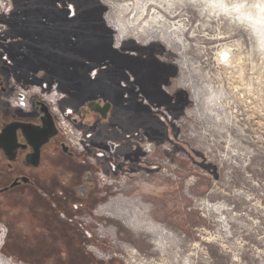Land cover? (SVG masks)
Segmentation results:
<instances>
[{
  "label": "rangeland",
  "instance_id": "obj_1",
  "mask_svg": "<svg viewBox=\"0 0 264 264\" xmlns=\"http://www.w3.org/2000/svg\"><path fill=\"white\" fill-rule=\"evenodd\" d=\"M27 2L14 0L21 8ZM133 2L154 9L136 25H174L179 42L169 48L158 39L146 43L119 36L108 16L125 23L133 16L123 7L131 9ZM86 6L101 11L110 45L126 39L120 43L136 46L128 50L138 57L133 62L137 74L150 61L172 72L165 79L169 109L163 108L164 120L135 102L120 110L117 101L109 125L121 140L111 160L116 167L106 163L107 173L97 176L98 192L131 204L136 213L147 208L149 217L180 243L161 252L154 236L134 235L109 219L105 207L101 217L105 200L83 215L93 235L84 233L85 264H139L140 258L144 264H264V0H91ZM222 49L228 53L218 63ZM110 55L115 62L121 58ZM36 58L32 76L38 79L54 83L59 73L76 71L75 64L63 63L48 50ZM67 86L70 98L81 97L74 81ZM108 97L116 101L118 96ZM146 142L152 143L151 153L141 147ZM1 251L15 263L39 264L12 250L6 236Z\"/></svg>",
  "mask_w": 264,
  "mask_h": 264
},
{
  "label": "flooded vegetation",
  "instance_id": "obj_2",
  "mask_svg": "<svg viewBox=\"0 0 264 264\" xmlns=\"http://www.w3.org/2000/svg\"><path fill=\"white\" fill-rule=\"evenodd\" d=\"M87 1L30 0L21 8L13 0L8 13L0 12V256L11 264L20 263L2 254L4 236L12 250L39 264H85L84 233L93 235L83 215L106 200L99 207L104 217L103 208L113 200L99 194L97 183L99 172L107 173V162L116 167L111 160L121 140L109 126L113 108L117 101L120 110L134 102L150 111L152 106L168 108L164 85L172 72L150 61L137 74L133 62L138 57L128 50L136 46L120 43L126 39L110 45L101 11L89 10ZM49 46L59 48L55 54L63 63L75 64V78L61 72L53 83L32 76L36 56ZM113 53L120 54L118 62L111 59ZM147 66L150 72L144 71ZM21 77L34 83L20 84ZM73 81L81 97H69L67 83ZM35 86L56 91L58 108L80 133L81 149L67 142L51 106L32 95ZM21 96V105L15 104ZM89 246L100 254L101 249Z\"/></svg>",
  "mask_w": 264,
  "mask_h": 264
},
{
  "label": "bare ground",
  "instance_id": "obj_3",
  "mask_svg": "<svg viewBox=\"0 0 264 264\" xmlns=\"http://www.w3.org/2000/svg\"><path fill=\"white\" fill-rule=\"evenodd\" d=\"M110 2L111 7H114ZM129 5V4H128ZM132 8L130 9L128 6L123 7V10L125 12H128L131 16V19H128L125 23H121L120 19H116L114 16H108V21L113 24L114 27L119 31V36L122 38H126L128 36H133L136 40L141 41V42H146L150 41L152 39H158L161 42H163L166 46L169 48L172 46L173 43L179 42L177 37L178 35L176 34L175 31H173V26L168 25L166 27V24H162L161 26L158 27H144V25H136L138 24V20L142 18L145 15H149L151 10L154 11V9L150 8L148 9L149 6H147V3H139L136 4L133 2ZM156 10V9H155ZM160 10V9H159ZM158 11V9H157ZM154 20V19H152ZM170 28H172L170 30ZM178 28V27H175ZM118 36V37H119ZM228 51L227 50H220L216 54V61L219 63L220 58L222 57V54L227 55ZM223 55V56H224ZM229 61V59H227ZM226 60V61H227ZM204 77V75L200 76ZM189 81V80H188ZM194 81H189V84L191 86H194ZM196 87V86H195ZM199 90V89H198ZM196 94L200 93L195 89ZM142 147V146H141ZM143 150H145L148 153L152 152V148L149 145L144 144L142 147ZM132 203V202H131ZM137 208L141 210L143 207L141 203H136L135 205ZM106 208V209H105ZM105 214L109 216L112 219H117L120 221V223L124 226H126L128 229H130L134 235L136 236H141L143 233H149L152 236H154V240H156L157 246L160 248L159 250L163 252V249L165 247H169L171 244H179L180 239L174 236L173 234H170L169 232H164L163 229L157 222H154L151 217H149L150 210H145V213L143 210H141L142 213H136L133 209H131V204H125L123 200L120 198H116L112 200L111 203H109L105 207ZM140 214L142 216H140ZM147 216H145V215ZM140 216V217H139ZM111 229V228H110ZM111 232V231H110ZM113 236V232L111 233ZM1 239V236H0ZM137 254L133 253L132 257H135ZM139 264H144L143 259L140 258ZM0 264H11L9 260L6 258L0 256ZM151 264V263H150Z\"/></svg>",
  "mask_w": 264,
  "mask_h": 264
},
{
  "label": "built area",
  "instance_id": "obj_4",
  "mask_svg": "<svg viewBox=\"0 0 264 264\" xmlns=\"http://www.w3.org/2000/svg\"><path fill=\"white\" fill-rule=\"evenodd\" d=\"M12 7H13V0H0V12L8 13L12 9ZM32 95H36L39 98H42L44 101H46L51 106L53 113L56 117L57 126L60 129V131L63 133L67 142L72 144V146L78 149H81L83 146V141L81 139L80 133L71 124V122L63 116L61 110L58 108L57 106L58 96L56 94V91L52 90V92H42L41 90H39L38 86H35L32 89ZM13 102L17 105H21L22 96L20 98L15 97V101ZM151 110L154 111L156 114L161 115L163 120L165 119L163 115L164 109L162 107L157 108V107L152 106ZM144 144L148 145V147L149 145L150 146L152 145L151 142H146V143L141 144V146L143 147ZM102 174H103L102 172H99V176H103ZM0 234L4 235V229L2 227H0Z\"/></svg>",
  "mask_w": 264,
  "mask_h": 264
},
{
  "label": "water",
  "instance_id": "obj_5",
  "mask_svg": "<svg viewBox=\"0 0 264 264\" xmlns=\"http://www.w3.org/2000/svg\"><path fill=\"white\" fill-rule=\"evenodd\" d=\"M36 104L37 105H41V108H40V110L41 111H45V113H47V111H46V107L44 106V104L43 103H41V102H36ZM108 110V108H104V111L103 112H106ZM102 112V115H103V117H105V114ZM48 127H53V123H52V121L50 120V118H49V124H48Z\"/></svg>",
  "mask_w": 264,
  "mask_h": 264
},
{
  "label": "trees",
  "instance_id": "obj_6",
  "mask_svg": "<svg viewBox=\"0 0 264 264\" xmlns=\"http://www.w3.org/2000/svg\"><path fill=\"white\" fill-rule=\"evenodd\" d=\"M35 25H39V23L37 22V23H35ZM46 50H48L49 52H51L53 54H55V52H57V51H60L59 48H57L56 46H53V47L52 46H49V47H47Z\"/></svg>",
  "mask_w": 264,
  "mask_h": 264
}]
</instances>
